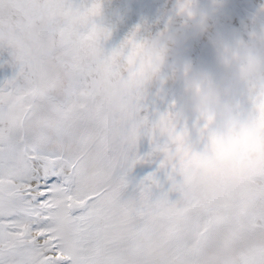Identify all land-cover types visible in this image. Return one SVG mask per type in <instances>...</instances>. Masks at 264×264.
<instances>
[{
  "label": "snow or ice",
  "instance_id": "snow-or-ice-1",
  "mask_svg": "<svg viewBox=\"0 0 264 264\" xmlns=\"http://www.w3.org/2000/svg\"><path fill=\"white\" fill-rule=\"evenodd\" d=\"M100 7L0 0L16 69L0 84V264H264V171L210 198L160 162L169 189L152 174L125 199L141 135L153 141L118 72L137 34L106 50Z\"/></svg>",
  "mask_w": 264,
  "mask_h": 264
},
{
  "label": "clouds",
  "instance_id": "clouds-1",
  "mask_svg": "<svg viewBox=\"0 0 264 264\" xmlns=\"http://www.w3.org/2000/svg\"><path fill=\"white\" fill-rule=\"evenodd\" d=\"M99 2L95 26L112 34L104 12L110 0ZM226 6L227 0H208L206 6L176 0L179 26L169 21L155 35L137 36L138 47L118 59L127 96L179 85L167 109L149 122V134L167 170H187L210 198L223 185L264 171V8L243 25L242 36L216 27ZM204 36L214 48L212 70L196 69L184 58L189 40Z\"/></svg>",
  "mask_w": 264,
  "mask_h": 264
},
{
  "label": "rangeland",
  "instance_id": "rangeland-1",
  "mask_svg": "<svg viewBox=\"0 0 264 264\" xmlns=\"http://www.w3.org/2000/svg\"><path fill=\"white\" fill-rule=\"evenodd\" d=\"M76 3H86L87 0H75ZM208 0H201L202 6ZM176 0H110L104 6L105 17L114 25L110 39L104 47L110 51L120 45L134 32L142 38L155 35L162 31L169 21H174L179 26L178 18L173 15ZM264 0H227L225 14L216 19V27L225 34L245 35L243 25H250L258 17ZM264 19V17H261ZM137 29L139 31L137 32ZM246 38V37H245ZM185 59L191 61L196 69L212 70L214 67V48L208 37L191 39L187 44ZM16 72L13 67L10 50L0 47V84L11 79ZM179 93V85H167L163 89L153 86L144 94V108L140 116L147 117L148 121L167 109L173 95ZM154 144L146 134H142L137 145V153L145 158V162L138 163L129 173V188L125 199L137 195V185L147 176L155 174L164 191L170 187L167 176L159 165L162 157L154 150ZM159 191L153 193L158 196ZM170 200L178 199L177 193H171Z\"/></svg>",
  "mask_w": 264,
  "mask_h": 264
}]
</instances>
